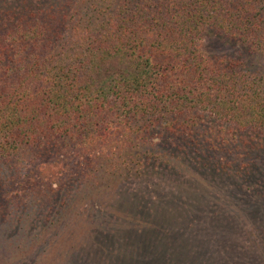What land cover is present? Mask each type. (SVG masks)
I'll list each match as a JSON object with an SVG mask.
<instances>
[{"label":"trees","instance_id":"obj_1","mask_svg":"<svg viewBox=\"0 0 264 264\" xmlns=\"http://www.w3.org/2000/svg\"><path fill=\"white\" fill-rule=\"evenodd\" d=\"M23 10L0 13V169L27 163L8 199L130 169L147 142L195 140L207 121L264 134V79L202 50L212 29L264 52V0H46Z\"/></svg>","mask_w":264,"mask_h":264},{"label":"rangeland","instance_id":"obj_2","mask_svg":"<svg viewBox=\"0 0 264 264\" xmlns=\"http://www.w3.org/2000/svg\"><path fill=\"white\" fill-rule=\"evenodd\" d=\"M45 1L0 0V13ZM202 50L264 79V52L212 29ZM142 150L130 169L27 200L5 194L27 163L2 166L0 264H264V134L207 121L195 140L166 136Z\"/></svg>","mask_w":264,"mask_h":264}]
</instances>
